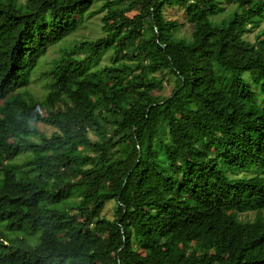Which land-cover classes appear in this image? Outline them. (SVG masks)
<instances>
[{"label":"trees","instance_id":"obj_1","mask_svg":"<svg viewBox=\"0 0 264 264\" xmlns=\"http://www.w3.org/2000/svg\"><path fill=\"white\" fill-rule=\"evenodd\" d=\"M0 264H264V0H0Z\"/></svg>","mask_w":264,"mask_h":264},{"label":"rangeland","instance_id":"obj_2","mask_svg":"<svg viewBox=\"0 0 264 264\" xmlns=\"http://www.w3.org/2000/svg\"><path fill=\"white\" fill-rule=\"evenodd\" d=\"M223 11H221L217 16L216 19H220L221 17L226 16L233 8L232 3H228L225 1H222ZM98 8V3L91 6L88 11H95V9ZM102 12L100 13H88L82 19L77 23L76 28L74 31L69 34L64 40H62L60 43L48 47L46 51L39 57L38 63L36 67L30 72V76L28 78V83L25 86L24 90L26 93H28V96L32 98L35 102L41 101L43 96L46 93V87H45V72L50 68L52 65L53 60L57 58V56L60 53V50L64 46L71 45L73 41H79L83 39H94L96 37H99L100 32V26H101V17ZM165 16L167 19H174L177 22H183V27L181 28L180 35H188L190 31V25L185 23L184 19L182 18L181 13L175 12V11H166ZM262 27V24H261ZM259 28L253 29L248 34L244 35L245 40H247L249 43L254 42L255 37L258 33ZM107 63L106 55L102 57V61L100 62L101 65ZM171 84L172 79L168 77V80L166 79L163 82L162 89L158 91V94L161 96H167L170 93L171 90ZM255 90V88H254ZM31 124L33 127L37 130L39 134H43L48 136L54 129L50 126H46L42 124L41 122L37 121H31ZM38 140V137L35 138ZM160 158H162V152L159 151ZM27 157L26 154H23L15 160L16 163H21L25 158ZM230 176L234 177H241V173L236 172H229ZM250 172L244 174L243 176L248 177ZM114 203L112 201L108 202L102 212V215L106 218L111 219L112 212H113ZM238 218L241 220H252L253 214L252 213H243L238 215Z\"/></svg>","mask_w":264,"mask_h":264}]
</instances>
